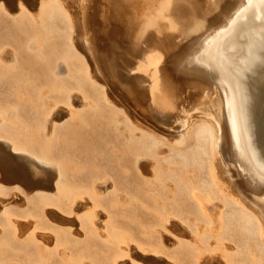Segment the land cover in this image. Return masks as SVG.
Returning <instances> with one entry per match:
<instances>
[{"label": "bare ground", "instance_id": "1", "mask_svg": "<svg viewBox=\"0 0 264 264\" xmlns=\"http://www.w3.org/2000/svg\"><path fill=\"white\" fill-rule=\"evenodd\" d=\"M263 18L264 0H0V144L51 174L30 186L0 155V264H264L245 31Z\"/></svg>", "mask_w": 264, "mask_h": 264}, {"label": "rangeland", "instance_id": "2", "mask_svg": "<svg viewBox=\"0 0 264 264\" xmlns=\"http://www.w3.org/2000/svg\"><path fill=\"white\" fill-rule=\"evenodd\" d=\"M7 5L11 8L16 7L18 0H4ZM27 1V3L29 4V6H33L34 3L36 2V0H25ZM245 31H248V33L251 35L250 40H252L251 44H248V59L246 60V64L247 66L250 67H254V68H258L261 64H264V18L262 21V24H258V25H251L248 29H246ZM101 66L104 69V75H106V78L108 80V87L110 90L113 91L114 95L120 100L123 101V103L125 105H129V103H131V108L134 111V114L136 115V117L139 118H147V121L152 124V125H162L159 122H157L154 118H152V115L148 112L147 107L143 104V103H136V102H129V96L127 95V93L123 92L122 90L118 89L119 87L115 86L113 84V69L114 66L112 63L110 64H105V63H101ZM244 71V69L242 70V72ZM169 128H172V126L170 125ZM0 155H5L8 156V159L11 161V163L14 165V168H16L17 171H19V173L22 175L23 179L25 180V182L32 186L35 184L38 185H45L48 186L51 184V177H50V173L48 172H44L46 173L44 176L46 178H43V176L39 177H35L31 171L24 167L22 164H20L16 157L10 152V150L0 144ZM13 157H15V159H13ZM43 178V179H42Z\"/></svg>", "mask_w": 264, "mask_h": 264}, {"label": "snow or ice", "instance_id": "3", "mask_svg": "<svg viewBox=\"0 0 264 264\" xmlns=\"http://www.w3.org/2000/svg\"><path fill=\"white\" fill-rule=\"evenodd\" d=\"M232 11H234V10H232ZM229 15H231V12L229 13ZM235 15L237 16V17H239V18H243V9H241L240 11H238V12H235ZM221 35H223V34H221ZM201 47H202V45H201ZM195 54H200L201 55V58H203V54L201 53V49L200 48H196L195 49ZM188 55L190 56V58L192 59V62L195 64L196 63V61H195V55L194 54H192V53H188ZM13 159H15V157H13ZM3 160V156H0V161H2Z\"/></svg>", "mask_w": 264, "mask_h": 264}, {"label": "water", "instance_id": "4", "mask_svg": "<svg viewBox=\"0 0 264 264\" xmlns=\"http://www.w3.org/2000/svg\"><path fill=\"white\" fill-rule=\"evenodd\" d=\"M263 128L261 129V132H263L262 136L264 137V122H262Z\"/></svg>", "mask_w": 264, "mask_h": 264}]
</instances>
